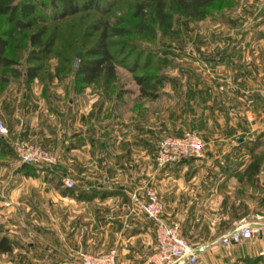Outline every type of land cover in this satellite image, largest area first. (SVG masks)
I'll return each mask as SVG.
<instances>
[{"label": "rangeland", "instance_id": "obj_1", "mask_svg": "<svg viewBox=\"0 0 264 264\" xmlns=\"http://www.w3.org/2000/svg\"><path fill=\"white\" fill-rule=\"evenodd\" d=\"M133 9L132 0H110L100 11L81 13L49 24L46 36L54 40L52 54L41 63V75L31 84L27 85L22 77L11 79V84L18 86L15 93L20 97L26 94L30 100L31 97L41 99L43 119L52 123L56 108L67 109L69 101L80 99L82 106L92 103L97 125L106 126L109 135H93L94 155L79 167H73L68 156L69 148L73 146V135H43L44 144L23 139L39 145L57 158V164L51 167L27 165L31 168L27 173L23 170L25 164L18 161L11 146L0 149V185L7 181H50L62 189V198H72L77 194L84 200L88 197L86 193L91 197L120 195V184L133 188L131 195L139 193L136 188L141 187H153L157 191L148 181V171L160 169L155 163L158 142L164 137L179 136L187 131L199 134L195 127L202 122V114L207 110L196 100L199 80L211 87L213 78L209 70L213 67L214 57L220 54L226 56L231 39L251 30L250 23L255 24L257 30V25L264 21V0H216L210 7L209 15L202 21H191L180 13H173L172 29L177 34L162 36L157 32L156 38L150 40L140 38L134 32ZM102 21L110 27L131 29L129 36L110 38L111 50L116 51L118 61L115 67L117 78L115 82L107 83L101 77L77 94L74 91V72L85 51L97 39L98 33L93 27H98ZM0 23L1 28H6L3 21ZM238 23L246 26L236 27ZM136 45L143 53L149 50L152 53L142 67L145 58L141 57L140 67L132 72L134 70L128 65L138 51L132 50L134 54L126 51L122 55L123 50L120 49ZM11 46L12 54L21 60L18 69L24 71L29 65L28 44L18 46L12 43ZM134 75H153L158 82L155 100L139 96ZM21 85L35 88L32 93L23 92ZM80 158L85 159L83 156ZM91 178L95 186L92 190L88 188L89 192L84 187L88 186L85 182ZM66 180H71L74 186L67 188ZM99 180L111 184L108 191L96 186ZM27 190L30 195L24 201L2 203V208L13 209V217L0 216V237L6 236L15 248L9 254L0 255V264H74L76 252L82 249H78L77 245L71 247L68 239L75 233V223L86 222L84 217L74 218L76 214L72 212V202L68 199L61 200L59 209H56L55 200L51 197L47 200L36 193L42 191L41 188L30 186ZM35 211H44L45 217H26ZM184 236L198 253L205 252L201 261L211 254L210 260L215 257L220 260L218 264H249L248 261L225 257L224 249L215 243L219 237L185 233ZM210 260L208 264H211Z\"/></svg>", "mask_w": 264, "mask_h": 264}, {"label": "crops", "instance_id": "obj_2", "mask_svg": "<svg viewBox=\"0 0 264 264\" xmlns=\"http://www.w3.org/2000/svg\"><path fill=\"white\" fill-rule=\"evenodd\" d=\"M259 25L256 30L250 23L251 30L231 39L226 56L214 57L209 70L211 87L203 80L197 84L196 100L207 109L195 127L207 144L203 157L148 171V181L157 188L164 205L163 219L178 223L183 235L219 237L215 242L219 243L237 224H264V21ZM16 86L10 83L0 93V121L9 131V137L4 138L8 145L19 139L44 144L43 135H73L68 156L73 167H79L94 155L93 135H109L106 126L97 125L92 103L82 106L80 99L69 101L67 109L56 108L52 123L43 119V101L32 95V100L26 94L20 97L15 93ZM34 88L21 85L23 92L32 93ZM89 180L85 182L89 187L84 189L90 192L95 185L94 179ZM99 181L96 186L108 191L111 184ZM30 186L41 188L36 193L43 198L55 200L56 209L61 200L68 199L74 218L84 217V224L73 225L75 233L68 239L71 247L77 245L90 254L116 249V264H144L155 253V225L132 211L133 188L120 184V195L91 197L86 193L84 200L77 194L62 198V189L50 181H7L0 185V208L5 202L24 201L30 195ZM143 188L136 190L142 194ZM12 210L2 208L0 216L12 218ZM35 212L26 217H45L44 211ZM221 247L225 257L249 264L264 262L259 256L264 251V240ZM204 253L198 254L195 264H208L212 255L201 261ZM210 261L220 263L215 257Z\"/></svg>", "mask_w": 264, "mask_h": 264}, {"label": "trees", "instance_id": "obj_3", "mask_svg": "<svg viewBox=\"0 0 264 264\" xmlns=\"http://www.w3.org/2000/svg\"><path fill=\"white\" fill-rule=\"evenodd\" d=\"M134 9L131 19L135 21L134 32L140 38L154 40L157 32L162 36L176 35L172 29L173 13H180L191 21H202L210 12V7L216 0H132ZM110 0H0V21L6 28L0 27V93L11 83L12 78L22 77L27 85L35 81L43 70L41 63L51 54L54 48L53 38L47 37L49 24L64 20L75 15L92 11H100ZM1 24V23H0ZM93 28L98 33L95 43L89 47L83 60L74 72V91L79 94L86 87L103 77L105 82L113 83L117 78L116 54L111 50V37H124L131 34L127 27H110L106 21ZM1 26V25H0ZM12 43H27L29 46L27 62L24 71L18 69L21 60L12 54ZM121 54L131 51L133 61L128 67L135 72L140 67L141 57L145 58L141 67L146 64L152 53H147L138 45L124 47ZM132 50L134 52L132 53ZM141 52V53H140ZM129 53L125 54L128 55ZM124 55V56H125ZM121 63V62H120ZM133 80L139 87V96L155 100L158 96V82L153 75H134ZM3 137L0 136V149H9ZM27 165L23 167L27 173ZM15 245L6 236L0 237V255L9 254Z\"/></svg>", "mask_w": 264, "mask_h": 264}, {"label": "built area", "instance_id": "obj_4", "mask_svg": "<svg viewBox=\"0 0 264 264\" xmlns=\"http://www.w3.org/2000/svg\"><path fill=\"white\" fill-rule=\"evenodd\" d=\"M0 136L9 137V132L0 121ZM207 146L202 137L195 132L187 131L179 136L162 138L156 148L155 163L160 169L169 165L179 164L188 160L203 157V150ZM11 147L18 161L30 166L51 167L57 164L55 155L45 151L39 145L26 140H16ZM67 188H72L71 180L65 181ZM130 204L133 212L143 214L147 220L155 225L156 250L144 264H195L198 250L190 245L182 234L178 223H167L163 219L164 205L158 197L156 189L146 187L143 194L137 192L130 195ZM254 239L264 240V224L249 225L237 224L226 236L219 239L224 247L246 243ZM116 249L102 254H90L83 250L76 252L74 264H116ZM264 256V251L259 253Z\"/></svg>", "mask_w": 264, "mask_h": 264}]
</instances>
